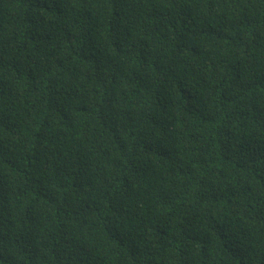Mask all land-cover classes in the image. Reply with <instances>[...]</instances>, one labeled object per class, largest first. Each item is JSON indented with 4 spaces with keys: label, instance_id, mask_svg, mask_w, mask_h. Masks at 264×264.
Returning a JSON list of instances; mask_svg holds the SVG:
<instances>
[{
    "label": "trees",
    "instance_id": "16d2710c",
    "mask_svg": "<svg viewBox=\"0 0 264 264\" xmlns=\"http://www.w3.org/2000/svg\"><path fill=\"white\" fill-rule=\"evenodd\" d=\"M0 264H264V0H0Z\"/></svg>",
    "mask_w": 264,
    "mask_h": 264
}]
</instances>
